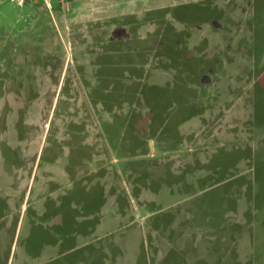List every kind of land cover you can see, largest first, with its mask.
Instances as JSON below:
<instances>
[{
  "label": "rangeland",
  "instance_id": "374dc122",
  "mask_svg": "<svg viewBox=\"0 0 264 264\" xmlns=\"http://www.w3.org/2000/svg\"><path fill=\"white\" fill-rule=\"evenodd\" d=\"M60 1L0 0V264H264V0Z\"/></svg>",
  "mask_w": 264,
  "mask_h": 264
},
{
  "label": "crops",
  "instance_id": "0c3cea01",
  "mask_svg": "<svg viewBox=\"0 0 264 264\" xmlns=\"http://www.w3.org/2000/svg\"><path fill=\"white\" fill-rule=\"evenodd\" d=\"M60 2L62 3V0ZM62 6H63V3H62V5H60V7H62ZM94 6H97V5H94ZM113 6H117V4H114Z\"/></svg>",
  "mask_w": 264,
  "mask_h": 264
}]
</instances>
